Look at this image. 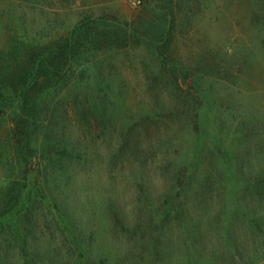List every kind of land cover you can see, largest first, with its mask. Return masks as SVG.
<instances>
[{"label": "rangeland", "instance_id": "1", "mask_svg": "<svg viewBox=\"0 0 264 264\" xmlns=\"http://www.w3.org/2000/svg\"><path fill=\"white\" fill-rule=\"evenodd\" d=\"M256 1L186 0L175 10V40L164 53L170 64L161 71L154 48L168 25L161 6L168 7L169 0H0V51L13 38L47 41L90 18L103 19L110 35L100 54L87 53L81 62L78 76L87 84L62 93L60 110L70 111L64 130L84 154V160L67 165L66 191L60 189L67 174L42 196L32 181L43 182L39 164L31 159L26 167L23 155L10 153L11 112L0 113V194L12 178L27 185L19 206L0 218V264H200L214 250L223 251L212 245L219 233L206 230L230 190L222 161L234 189L236 175L264 176V13ZM173 63L179 70L187 65L192 75L176 80ZM87 96L95 99V115L76 120L73 107L82 113ZM183 175L185 192L167 199ZM166 199L193 209L187 216L197 233L184 232L177 220L160 224L154 232L160 254L142 263L129 253L130 232L147 238L149 224L163 210L157 206ZM227 204L235 207L233 199ZM256 205L264 213V204ZM231 211L224 208L215 227L223 224L224 212L233 219ZM68 222L74 224L71 241L88 234L90 251L70 250ZM237 233L248 239L240 226ZM193 238L199 241L194 249ZM248 244L264 264V241L259 247L253 240Z\"/></svg>", "mask_w": 264, "mask_h": 264}, {"label": "trees", "instance_id": "2", "mask_svg": "<svg viewBox=\"0 0 264 264\" xmlns=\"http://www.w3.org/2000/svg\"><path fill=\"white\" fill-rule=\"evenodd\" d=\"M185 1L169 0L168 7L161 6V10L168 17V25L161 30L157 41L161 44L154 48L158 58L162 61L161 71H168L170 56L166 57L164 53L166 49L169 50L170 45L175 40L176 29L174 28L176 27V16L178 15L175 10L182 9L186 4ZM256 4L264 13V0H258ZM102 21L104 20L90 18L87 22L77 23L66 33L57 34L55 37L52 36L49 40H43L42 42L26 40L25 38H13L9 45L0 51V113L11 112L9 114L10 127L7 134V143L13 156H24L26 167L30 166L31 159H34V163L39 164L40 177L43 182L38 186L40 181H32L36 184L42 196L47 193V187L49 186H52L53 190L57 189L55 184H58L61 177L67 174V185L64 189H60L66 191L71 177L68 173L67 165L69 166L74 161L84 160L83 151L79 149L78 144L72 141L63 127V120L69 117L70 111L67 109L61 111L60 108L64 99L62 93L68 88H79L81 84H87L78 76L81 71L79 70L81 62L87 57L86 54L89 53L90 58L96 53L100 54L98 50L102 48L103 44L101 43H104L107 38L110 39L109 25ZM127 37L128 35H124L122 39L125 40ZM125 43L128 44L126 41ZM81 46H84V49H81ZM173 66L171 72L176 80L183 79L184 81L185 78L192 75V71L187 68V65L186 67L181 66V70L174 63ZM88 98L87 103H82V113L79 111V106L74 105L71 113L76 120L81 117L88 119V116L95 115L93 112L97 109L95 99L93 97ZM85 105L87 108L84 107ZM222 163L224 174L228 176L227 188H230V190H227L228 193L226 191L227 200L225 202L227 203L229 198L233 199L235 207L234 204L226 205L224 203L217 210L218 212L214 213L215 216H209L210 221L206 230L210 229L216 235L219 233L217 241L212 245H220L223 251L217 255L218 253H215L216 250H214L205 257V262L200 264H238L239 261L244 262V264H259L261 260L255 258L250 251L248 242L249 240L256 241V247H259L264 241V213L260 205H256L257 203L264 204V176L256 177L255 179V176L250 175L249 172L243 179L236 175L234 182L236 181L237 188L234 189L228 184L231 183L229 180L232 174L225 170L226 165L223 161ZM185 169L182 167L179 169L180 175L185 173ZM194 170H196V165ZM20 178H12L1 192L0 218L8 215L19 206L22 199L21 193L27 186ZM186 179L187 175L185 177L183 175V179L178 184L174 183L175 189L173 188L166 195L167 199L171 193L173 197H179L183 191L185 192ZM139 189L142 193L145 191V186L141 183L139 184ZM167 199L162 200V203L157 206V210H163L157 213L160 218L149 224L148 231H151L147 238L139 237L137 231L130 232L133 246L130 247L129 253L137 255L138 260L139 256L142 263L145 262L143 259L149 260V258H151L152 262L160 254V252H157L158 249H156L160 245L158 244L159 246H157L156 243L158 241L154 236V232L157 231L160 224L163 225L166 221L177 220L184 232L197 233L198 228L194 222L192 224V220H194L192 215L187 216L193 209H187L181 204L172 206ZM182 199L184 202V198ZM255 200H257V203H255ZM146 201L150 205L148 197ZM227 207L232 209L233 219H227L229 213L224 212L223 224L215 227L214 221L221 219V213ZM55 208L59 209L60 207L55 204ZM65 209V215L69 219V209ZM56 216L58 217L59 214ZM59 222L61 221L59 220ZM75 223L79 231L83 229V224L80 221ZM73 225L72 222H68L65 231L66 240L72 248L70 250L74 252L79 250L90 251L93 241L88 234L86 237H82L79 243H75L76 240L73 241L74 239L71 241L70 233L74 232L72 229ZM239 226L241 231L247 232L245 236L249 235L248 239L247 237L243 239L239 237V233H237ZM120 229L125 231L123 226H120ZM218 230H220L221 234ZM196 240L193 238L190 244L192 249L198 246L199 241ZM22 242H26V240H22ZM36 247L38 246L36 245ZM145 251H149L150 256H141ZM138 252L140 255L137 254ZM200 259L201 257L198 258V261Z\"/></svg>", "mask_w": 264, "mask_h": 264}, {"label": "built area", "instance_id": "3", "mask_svg": "<svg viewBox=\"0 0 264 264\" xmlns=\"http://www.w3.org/2000/svg\"><path fill=\"white\" fill-rule=\"evenodd\" d=\"M135 3H137V4H138V3H139V1H135Z\"/></svg>", "mask_w": 264, "mask_h": 264}]
</instances>
